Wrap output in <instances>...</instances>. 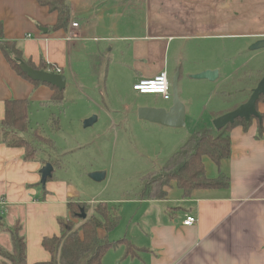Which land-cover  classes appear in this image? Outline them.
Segmentation results:
<instances>
[{
	"label": "crops",
	"instance_id": "1",
	"mask_svg": "<svg viewBox=\"0 0 264 264\" xmlns=\"http://www.w3.org/2000/svg\"><path fill=\"white\" fill-rule=\"evenodd\" d=\"M141 1L146 7L143 29L136 26L134 20L133 8L139 5L138 0H67L71 21L68 29L59 30L54 28L59 13L44 7L39 0H0V22L5 39L15 42L24 58L36 67L45 64L48 69L61 68V75L67 77L65 92L70 85L89 102L91 106H85L81 121L95 115L97 120L91 127L84 128H92L95 135L100 134L97 125L102 122L109 123L116 133L121 132L120 128L132 133L140 126L170 128L174 132V141L167 147L170 158L191 133L200 128L188 126L194 100L185 96L183 84L179 83L180 98L186 105L183 129L166 128L139 119L140 106H167L134 103L120 89L126 85L129 93L138 98L140 94L133 89L138 80L152 79L164 70L169 71L171 61L175 71H181L182 47L173 50L175 42L242 40L233 58L237 60L243 55L246 58L240 66L233 64L232 71L228 67L205 66L187 73L219 70L216 81L202 82L214 85L215 89H224V103L236 92L252 93L256 87L245 82L240 72L245 68L242 73H251L254 69H249V65L264 58V48L253 49L258 41L264 40V0ZM73 23L78 24L77 29L71 26ZM72 32L76 38L68 40ZM107 83L111 88L110 96ZM53 94L52 87L34 85L16 73L0 51L1 120L5 119L6 101L27 100L30 102V124L42 129L43 121L37 115L40 110L46 111L55 105L50 102ZM228 111L231 110L219 107L213 111L217 116L211 120ZM51 119L57 123L56 117ZM258 124L259 121L254 120L248 130L232 129L231 157L219 166L204 157L208 177L215 179L220 173L225 174L230 180L229 188L200 189L184 198L181 189L172 182L166 199L141 200L140 194L128 197L127 216L120 215L117 227L120 229L115 228L109 234L111 241L125 242L108 252L102 263L264 264V134L256 136ZM262 124L264 126V119ZM188 128L190 133L180 138L177 132ZM47 149L55 151L57 146ZM24 154V148L0 144V217L9 228L17 221L23 224L27 264H38L51 260L42 242L44 238L61 235L59 221L72 215L68 202L84 203L76 201L79 194L72 185L53 175L59 163L50 160L48 164L54 167L52 178L42 185L40 170L46 164L26 161ZM91 204L93 207L96 202ZM10 213L13 214L5 220L4 216ZM187 216H195L197 223L184 226ZM101 231L104 233V230L99 233ZM2 234L9 237L11 249V236L2 230L0 246ZM129 246L135 248L132 254H128Z\"/></svg>",
	"mask_w": 264,
	"mask_h": 264
},
{
	"label": "rangeland",
	"instance_id": "2",
	"mask_svg": "<svg viewBox=\"0 0 264 264\" xmlns=\"http://www.w3.org/2000/svg\"><path fill=\"white\" fill-rule=\"evenodd\" d=\"M138 6L133 8L135 13V25L144 28L143 23L146 14V7L141 0H138ZM141 1V2H140ZM164 12V10H160ZM242 40H226L221 41H194L173 44V50L181 46L180 64L181 79L179 83L183 84L185 96L194 100L191 116L189 117L190 126H205L210 124L213 126V111L223 106V109H236L241 106L243 101L249 97V93L236 92L233 96H228L227 102H223L224 89H215L212 84H205L204 80H193L189 75H195L189 72L212 66H220L222 68H230L232 71L236 66H240L246 56H238L237 60L233 58L237 51V45ZM224 44V45H223ZM172 57V51H171ZM264 58L256 59L249 65V69H254L251 73H242L245 82L255 88L257 80L264 76ZM118 63V62H117ZM175 65L171 61L169 73L172 76L175 72ZM249 74V75H247ZM249 76V77H247ZM249 78V79H248ZM107 83L108 96L111 95ZM68 89L64 95L65 103L63 105H53L51 109L40 110L37 116L42 119V131L49 138H52L57 150L46 149L40 155L45 160L56 161L58 166L55 168L54 174L57 178H62L65 183L73 186L78 191L79 198L76 201L82 204H88L91 209L87 211L88 217L93 213L92 202H104L109 207H116L122 216H127L125 211L126 199L141 194L143 187L147 183L150 175L159 173L161 168L168 162L169 146L174 141V132L169 129L160 127H142L130 132L129 129L121 130L116 133L109 126V123L102 122L97 125L100 134H93L92 128H84L83 114L85 106H91L89 102L68 85ZM123 94L128 95L129 99L134 103H143L149 105L164 104L167 107L171 102H161L156 96L135 95L129 93V88L124 85L120 89ZM247 91V90H246ZM114 94V90H112ZM78 103L77 105H75ZM238 106V107H236ZM258 110L264 112V101L258 105ZM43 111V116L41 115ZM57 123L54 124L51 118H55ZM51 119V121H49ZM46 120L48 122H46ZM192 120V122H191ZM207 122V123H205ZM145 125V124H144ZM33 129L38 126L31 125ZM39 129V127H38ZM196 131V130H195ZM193 131L192 133H194ZM180 138L186 137L190 133V128L180 130ZM191 133V134H192ZM171 150V149H170ZM49 160V161H50ZM165 162L164 164H161ZM47 165V164H46ZM161 165V167H160ZM44 167V166H43ZM42 167V168H43ZM103 169V170H97ZM93 170V171H92ZM105 171L107 178L101 182H95L91 179L90 173L97 171ZM129 211V210H128ZM13 213L5 215L4 219H9ZM75 220V218H74ZM76 225L81 224L80 219L75 220ZM118 230L120 228H117ZM115 231H118V230ZM104 235L103 231L100 232ZM1 247L10 249L11 243L6 234H2ZM3 258L0 256V262Z\"/></svg>",
	"mask_w": 264,
	"mask_h": 264
},
{
	"label": "trees",
	"instance_id": "3",
	"mask_svg": "<svg viewBox=\"0 0 264 264\" xmlns=\"http://www.w3.org/2000/svg\"><path fill=\"white\" fill-rule=\"evenodd\" d=\"M39 2L44 7H49L51 11L59 13V20L54 28L57 30L68 29L71 13L67 0H39ZM4 34L5 30L0 22V51L8 59L13 70L30 80L34 85L44 84L52 87L54 94L50 102L55 105H63L65 103V90L60 91L58 87L51 84L33 81L21 70L20 64L25 62L34 69L45 71H52V69L46 68L45 64H41L39 67L34 66L31 61L23 57L22 50L18 48L15 42L5 39ZM259 80H257V84L260 82ZM250 95L251 92L242 103L246 102ZM263 101L264 95H261L257 107ZM261 115L264 119V114L261 113ZM29 116L30 102L27 100L6 101L5 119H0V144L13 148H24L26 161L51 163L53 160L50 162V159L45 160L40 155L47 147L55 149L54 142L45 135L42 129L31 127ZM213 116L217 115L214 114ZM254 120L259 121L254 117L249 121L244 118L237 119L233 124H228L221 130H217L213 126L200 127L170 156L159 173L153 172L150 175L139 198L141 200L166 199L168 188L172 182H175L176 186L181 189L184 198L191 196L194 191L200 189L229 188L230 180L225 174L220 173L215 179L208 177L204 157H209L217 166L222 161L228 160L232 154V141L230 139L232 129L242 127L248 130ZM262 121H259L258 124L257 137H262L264 134ZM68 206L72 215L71 218L59 221L61 235L44 238L42 242L43 248L50 253L51 260L38 264H103L104 256L120 243L125 242V240L111 241L109 238V234L121 222L119 211L113 206L109 207L104 202H97L92 207L94 208L93 213L88 217L87 211L91 209L90 205L74 204L70 201ZM82 211L87 215L86 218H80ZM74 218L82 221L79 226L76 225ZM1 220L0 217V230L9 233L12 247L10 251H7L0 246V256L3 258L0 264H27L26 237L23 235V224L17 221L9 228ZM100 230H104L106 236H101ZM129 247L128 254L135 252L134 247Z\"/></svg>",
	"mask_w": 264,
	"mask_h": 264
},
{
	"label": "water",
	"instance_id": "4",
	"mask_svg": "<svg viewBox=\"0 0 264 264\" xmlns=\"http://www.w3.org/2000/svg\"><path fill=\"white\" fill-rule=\"evenodd\" d=\"M264 40L258 41L255 46V49H263ZM21 70L26 73L33 81H40L42 83L51 84L55 87H58L60 91H64L66 88L67 77L66 75L57 74L55 72H49L40 69H34L25 62L20 64ZM219 70H208L195 75H189L193 80H207L209 82H214L219 78ZM181 71L178 69L171 76L172 84V102L169 107H149V106H140L137 110L139 119L147 121L149 123H156L158 125L164 126L166 128H176L183 129L185 126L186 119V105L180 98V81ZM261 95H264V76L258 83L255 89L252 90L250 98L244 102L241 106L231 111H228L227 114L221 115L213 120V127L217 130L225 128L228 124H233L237 119H245L249 121L251 118H256L260 122L263 120V117L258 111L257 103L261 98ZM97 120V115L92 116L91 118L84 121V127H91ZM53 165L47 164L40 170L42 176L41 184L45 185L49 178H52ZM91 179L95 182H101L106 179L105 171H97L89 174ZM87 215L82 211L80 216L81 219L86 218Z\"/></svg>",
	"mask_w": 264,
	"mask_h": 264
},
{
	"label": "built area",
	"instance_id": "5",
	"mask_svg": "<svg viewBox=\"0 0 264 264\" xmlns=\"http://www.w3.org/2000/svg\"><path fill=\"white\" fill-rule=\"evenodd\" d=\"M74 29L78 28L77 23L71 25ZM76 38V34L70 33L68 40ZM52 72L57 74H62V69L59 67H53ZM134 91L140 95H155L157 97H162L165 101L172 100V84L171 75L167 70L160 72L155 75L152 79H141L134 84ZM198 219L195 216H187L186 221H184V226H193L196 224Z\"/></svg>",
	"mask_w": 264,
	"mask_h": 264
}]
</instances>
